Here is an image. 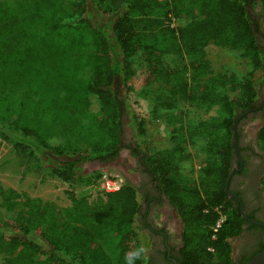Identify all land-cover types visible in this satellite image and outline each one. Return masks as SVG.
I'll return each mask as SVG.
<instances>
[{
    "label": "trees",
    "instance_id": "obj_1",
    "mask_svg": "<svg viewBox=\"0 0 264 264\" xmlns=\"http://www.w3.org/2000/svg\"><path fill=\"white\" fill-rule=\"evenodd\" d=\"M100 15L111 17V33L101 24ZM260 28L264 30V0H91V4L86 0H0V65L9 62L8 69L18 77L16 68L31 70L33 66L17 58L18 54L24 49L26 56H32L37 46L44 45L46 52L54 50L57 57L63 56L65 46L71 47L75 74L82 66L91 68L85 82L70 76L71 98L57 104L52 120L36 118L35 127L27 126L30 134H22L33 152L41 149L49 160H56L54 175L72 183L85 181V162H109L119 156L125 113L136 121L127 103L129 79L143 74L146 85L169 86L168 93L156 100L167 108L168 122L176 125L175 145L145 154L143 159L182 221L178 264H233V240L241 235L245 222L226 188L232 170L234 123L240 111L254 106L264 76L257 78L252 72L239 76L227 65L214 71L205 49L210 44L245 49L254 71H264V48L257 37ZM168 56L177 64L168 63ZM190 70L200 77L196 84L187 78ZM41 76L33 84H24L26 92L44 83ZM180 102L195 105L206 116L186 123L181 112L172 110ZM82 119L108 142L87 153L69 143H49L53 123ZM206 134L213 139L198 177L179 172L175 157L189 156L183 144ZM257 140L264 152V119ZM262 184L264 190V178ZM3 196V205L17 210L12 228L0 223L4 256L0 264H147L149 260L135 225L141 203L134 183L93 200L70 192L71 204L66 208L53 201L36 203L12 189Z\"/></svg>",
    "mask_w": 264,
    "mask_h": 264
},
{
    "label": "rangeland",
    "instance_id": "obj_2",
    "mask_svg": "<svg viewBox=\"0 0 264 264\" xmlns=\"http://www.w3.org/2000/svg\"><path fill=\"white\" fill-rule=\"evenodd\" d=\"M86 2L91 4V0ZM69 10L73 11L72 5H69ZM76 18L74 16L73 19ZM100 22L110 33L112 32L111 17L100 15ZM62 50L63 56L57 57L54 50L50 53L46 52L44 45L37 46L32 56H26V50L23 49L17 58L26 59L33 64L30 68L34 72L28 67L20 66L16 68L18 77L14 70L8 69L9 62L0 65V223L6 228H12L15 225L13 219L17 210V208L9 210L3 205V195L11 189L29 195L36 203L53 201L58 206L66 208L71 204L70 192L93 200L98 195L117 189L125 183H134L138 188V199L141 203L144 184L137 170L140 167L138 155L142 153L144 156L157 149H170L175 145L172 136L176 125L168 122L165 115L168 113L167 108L158 105L156 100L158 95L168 93L169 86L162 82L146 85L144 76L141 74L128 81L127 103L136 114V121L130 113H125L122 130L124 140H122L117 159L109 162L97 160L85 162L83 172L86 179L83 183L66 182L54 175L53 168L56 160H49L41 149L33 152L26 144L27 142L24 143L25 138L22 134H30L27 132V126L33 127L36 118L44 116L46 120H52L56 114L57 104H63L65 100L71 98L73 87L70 85V76L74 75V78L85 82L91 74V68L86 64L75 74V60L70 58V54L73 53L72 48L65 46ZM245 52L242 48L234 49L216 44H210L205 49L206 57L210 60L214 71L227 65L239 76L251 72L257 78L264 76L263 71H254ZM167 62L173 66L177 64L173 56H168ZM38 75L43 76L44 83L26 92L27 86L25 87L24 84L33 82ZM187 78L192 84H196V80L200 77L197 76V71L190 70ZM14 80H21V82L16 83ZM259 86L264 89V80L259 81ZM172 110L181 112L182 119L186 123L206 116L204 110L187 102L178 103ZM53 124H55L54 132L49 138L52 146L69 143L82 153H87L98 145L106 144L109 140L91 131L85 119L79 122L68 120ZM245 128L244 126L243 129ZM256 130L257 128L251 130L253 135ZM212 139L213 136L206 134L196 136L184 143L183 147L189 156L187 158L176 156L174 159L176 169L184 175L197 178L199 171L209 159V142ZM133 143L137 144L139 154L132 151ZM171 223L173 225V222ZM135 225L147 255L151 250L150 243L146 232L140 229L137 217ZM178 225L183 226L181 219L180 223L178 220ZM240 243V236L233 240L234 252ZM60 254L65 259H70V256L64 252ZM3 257L0 254V263Z\"/></svg>",
    "mask_w": 264,
    "mask_h": 264
},
{
    "label": "flooded vegetation",
    "instance_id": "obj_3",
    "mask_svg": "<svg viewBox=\"0 0 264 264\" xmlns=\"http://www.w3.org/2000/svg\"><path fill=\"white\" fill-rule=\"evenodd\" d=\"M257 37L264 48L263 28L258 31ZM263 119L264 89L260 86L254 106L240 111L234 123V153L227 191L236 195L229 197L234 200L235 206L240 208L245 222L240 235V246L234 252L233 264L242 263L264 247V152L257 144V133ZM253 128H257L255 135L251 132ZM131 149L140 153L135 143ZM138 156L140 167L137 170L144 184V195L137 219L140 229L146 232L151 247L147 254L148 264H178L183 240L176 207L154 179L155 175L145 163L143 154Z\"/></svg>",
    "mask_w": 264,
    "mask_h": 264
},
{
    "label": "water",
    "instance_id": "obj_4",
    "mask_svg": "<svg viewBox=\"0 0 264 264\" xmlns=\"http://www.w3.org/2000/svg\"><path fill=\"white\" fill-rule=\"evenodd\" d=\"M228 186H229V180H228L227 186H226L227 189H228ZM228 193H229V195L236 196L231 191H228ZM242 214L245 216V213L243 211H242ZM246 264H264V249L260 250L256 254H254V256L251 259H249Z\"/></svg>",
    "mask_w": 264,
    "mask_h": 264
},
{
    "label": "built area",
    "instance_id": "obj_5",
    "mask_svg": "<svg viewBox=\"0 0 264 264\" xmlns=\"http://www.w3.org/2000/svg\"><path fill=\"white\" fill-rule=\"evenodd\" d=\"M106 177V176H105ZM224 218L220 219L219 222L216 225V228H218L221 225V222L223 221Z\"/></svg>",
    "mask_w": 264,
    "mask_h": 264
},
{
    "label": "clouds",
    "instance_id": "obj_6",
    "mask_svg": "<svg viewBox=\"0 0 264 264\" xmlns=\"http://www.w3.org/2000/svg\"><path fill=\"white\" fill-rule=\"evenodd\" d=\"M137 258H138V254H137ZM126 259H127V257H126Z\"/></svg>",
    "mask_w": 264,
    "mask_h": 264
}]
</instances>
